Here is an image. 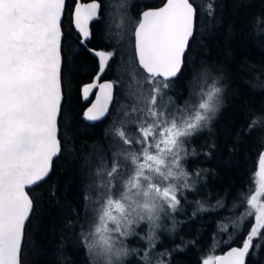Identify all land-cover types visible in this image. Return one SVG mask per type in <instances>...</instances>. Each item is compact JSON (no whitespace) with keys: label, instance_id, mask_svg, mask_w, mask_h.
<instances>
[{"label":"snow or ice","instance_id":"obj_1","mask_svg":"<svg viewBox=\"0 0 264 264\" xmlns=\"http://www.w3.org/2000/svg\"><path fill=\"white\" fill-rule=\"evenodd\" d=\"M110 7L108 0H73L72 7L67 0H0V264H22L28 246L39 255L44 209L60 202L58 180L41 185L61 157L78 165L82 187L80 206L49 228L59 233V264H75L66 251L73 237L85 264H132L129 257L152 264L157 231L178 230L175 214L213 174L186 165L215 151V140L202 153L188 145L212 133L227 91L224 69L204 59V20L215 24V0H138L135 15L127 0L118 11ZM256 24L254 35L264 37V13ZM94 39L105 46H90ZM84 53L94 61L90 69L78 59ZM185 79L187 96L175 91ZM105 121L100 141L78 143ZM262 125L264 110L242 131ZM258 166L255 194L241 200L245 212L231 227L218 226L227 239L217 243L228 250L201 264H264V152ZM195 204L192 218L224 207L221 200ZM165 218L173 219L170 228ZM130 237L144 241L143 249L128 247Z\"/></svg>","mask_w":264,"mask_h":264},{"label":"trees","instance_id":"obj_2","mask_svg":"<svg viewBox=\"0 0 264 264\" xmlns=\"http://www.w3.org/2000/svg\"><path fill=\"white\" fill-rule=\"evenodd\" d=\"M137 2L138 0H133V4ZM151 3L158 4L159 0H151ZM215 3V24H210L207 18L204 20V59L208 65H219L224 69L227 91L212 133L205 131L188 147L202 153L212 140H215L217 147L210 158L203 154L190 157L186 165L189 171L203 168L211 170L213 174L208 177L207 186L201 188L199 195L188 194L190 203L183 204L181 211L175 214L178 230L171 233L157 231L159 241L152 250V264H159L161 261L163 264H201L208 256L223 254L227 247L217 242L227 239V234L220 232L218 226L231 227L232 221L241 218L247 208L246 202L241 204V200L255 194L258 187L256 173L259 155L264 150V125L251 135L242 130L247 129L253 115L264 110V75L261 72L264 69V50L258 46L264 45V37L257 38L254 35V27H259L258 24L254 25V21L259 14L264 13V0H215ZM134 9L135 13L139 10ZM94 31L97 36L100 35L99 25H94ZM90 46L102 48L105 45L101 40L94 39ZM65 54L70 55L67 46ZM78 59H83L86 69L94 65L93 59L86 53ZM108 78L105 76V79ZM89 79L90 77H83L79 82H89ZM189 87L190 79H185L182 84H177L175 91L187 96ZM106 126L107 121L88 128L78 138V143L82 140L89 144L100 141ZM237 133H242L238 142ZM233 147L236 151L230 152L229 149ZM55 180L59 181V205L49 203L45 207L42 232L35 241L39 255L33 254L31 246L26 247L22 264H59L55 252L58 243L55 236L59 233L53 234L49 228L54 224L58 225L62 216L69 215L71 207L80 206L82 185L78 165L70 158L57 159L52 176L41 187L46 189ZM197 199L208 205H216L217 200H221L224 207H217L212 212H198L192 218L197 208ZM163 224L170 228L173 219L165 218ZM143 234L141 231L140 235ZM136 239L139 240L137 245L133 244ZM193 239L197 240L194 246L188 245L183 252L173 251L177 244H187ZM129 241L126 243L130 248L142 250L144 247V241L138 237H130ZM66 251L75 264H85L83 252L76 250L74 237L68 243ZM166 252L170 255L164 254ZM128 259L132 264H139V257ZM260 259L264 261V252H261Z\"/></svg>","mask_w":264,"mask_h":264},{"label":"rangeland","instance_id":"obj_3","mask_svg":"<svg viewBox=\"0 0 264 264\" xmlns=\"http://www.w3.org/2000/svg\"><path fill=\"white\" fill-rule=\"evenodd\" d=\"M119 3H120V0H114L113 4H112L111 1H110L111 8H110L109 12H110V13H113V12H115V11H118V9L116 8V5L119 4ZM127 4H128V6H129V8H128L129 14H131V15H135V9H134L133 7H131L132 5H134V4H133V0H127ZM246 206H247V204H246ZM162 223H163V221H162ZM164 225H165V224H164ZM138 241H139L138 239L134 240L133 244L135 243V244L137 245V244L139 243ZM208 257H209V256H208ZM208 257H207V258H208ZM207 258H206V259H207ZM153 264H154V263H153Z\"/></svg>","mask_w":264,"mask_h":264},{"label":"flooded vegetation","instance_id":"obj_4","mask_svg":"<svg viewBox=\"0 0 264 264\" xmlns=\"http://www.w3.org/2000/svg\"><path fill=\"white\" fill-rule=\"evenodd\" d=\"M110 1H111V3L114 1V0H108V2H109V4H110ZM67 2H68V6L69 7H72L73 6V0H67ZM82 2H88V0H82ZM111 8V7H110ZM110 8H109V10H110ZM105 78V77H104Z\"/></svg>","mask_w":264,"mask_h":264},{"label":"water","instance_id":"obj_5","mask_svg":"<svg viewBox=\"0 0 264 264\" xmlns=\"http://www.w3.org/2000/svg\"><path fill=\"white\" fill-rule=\"evenodd\" d=\"M104 79H105V78H104ZM93 99H94V97H93ZM263 152H264V150H263ZM258 162H259V161H258ZM258 170H259V166H258ZM227 250H228V249H227ZM227 250H226V251H227ZM226 251H225V252H226ZM225 252H224V253H225ZM224 253H223V254H224ZM223 254H221V255H223ZM218 256H219V255H218Z\"/></svg>","mask_w":264,"mask_h":264}]
</instances>
